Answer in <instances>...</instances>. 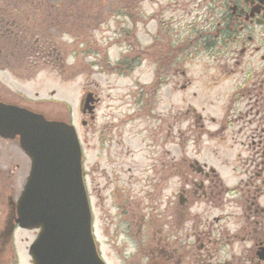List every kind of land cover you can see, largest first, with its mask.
<instances>
[{
  "label": "rangeland",
  "instance_id": "rangeland-1",
  "mask_svg": "<svg viewBox=\"0 0 264 264\" xmlns=\"http://www.w3.org/2000/svg\"><path fill=\"white\" fill-rule=\"evenodd\" d=\"M9 3H12V15L21 19L27 28L43 27L47 20L45 27L48 28L51 20L56 19L59 28L51 32L55 33L64 53L54 67L21 56L18 61L10 59L7 63L3 60L7 56L4 54L0 61V82L5 89L15 92L17 99L44 101L42 106L36 104V107L52 117H64L70 110L79 134L87 141L85 168L91 171L88 187L104 259L108 264H149L145 252L134 253L135 246L128 239L114 235L113 200L108 197L111 186L104 179L97 181L98 169L109 168V162H106L109 148L111 155L119 159L120 164L124 163L125 169L132 166L138 169V177H144L141 168L152 164L153 149L150 146L159 137L162 147L159 151L164 152L160 157L166 163L180 155L185 166L194 159L200 164L220 166L226 171L219 170L222 176L234 178L233 168L237 172L242 170V160L233 157L234 153L247 150L246 144L240 143L244 140L241 135L246 128L247 134L251 130L244 127L245 121L240 114L246 109L247 101L243 104L237 93L241 83L240 68L236 64L239 49L232 46L229 55L220 50L215 54L203 46L197 47L198 40L192 42L198 33L209 31L210 25L214 27L213 23L221 20L222 12L208 16L204 0H140L134 5L130 4L131 0H0V8ZM128 7L133 8L130 10L134 19L115 17L116 8L124 10ZM79 18L84 19L83 24ZM65 27L72 29L64 31ZM127 30L131 31L133 39H127ZM134 44L135 50H129ZM176 44L185 47L180 53L181 62L175 64L169 60L163 63L165 72L161 82L165 83L162 86L157 77L158 69H161L157 55L165 50L166 54H175ZM123 54H139L143 61L138 67L125 70L126 76L121 77L113 74L117 72L113 67ZM251 58L247 54L246 69L258 68L260 65ZM11 67L24 77L18 78L10 71ZM88 91L95 92L101 103L95 121L89 122L87 127L80 122L85 118L80 109L81 100ZM137 113L141 115L137 116ZM101 137L109 142L104 145H107L104 153H99ZM226 161L230 163L227 168L224 167ZM176 182L175 178L166 181L163 192L166 201L170 199L175 203L178 200L174 195L177 193ZM228 182L231 183L230 179ZM94 184L102 190L98 195L94 192ZM140 185H134L128 191L134 202L141 198L140 194L134 196V192L141 191ZM124 188L129 189V186L124 185ZM228 202L232 206L226 211L215 207L208 214V205L200 201L192 213L211 217L237 213L235 202L231 199ZM150 214H154L152 208ZM234 227L235 224H231V228ZM150 229L158 230V223ZM17 236L24 239L29 235L18 232ZM148 241L151 247L156 246L153 239ZM25 251L23 247L19 253V264H32ZM157 252L155 250L154 257L158 259Z\"/></svg>",
  "mask_w": 264,
  "mask_h": 264
},
{
  "label": "flooded vegetation",
  "instance_id": "flooded-vegetation-1",
  "mask_svg": "<svg viewBox=\"0 0 264 264\" xmlns=\"http://www.w3.org/2000/svg\"><path fill=\"white\" fill-rule=\"evenodd\" d=\"M204 4L207 5V12L213 16L221 11V20L214 19V27L210 25L209 31L198 33L192 42L198 40L206 46L209 53L215 54H219L220 50L229 55L232 46L239 49L236 52V64L240 68L241 83L237 93L243 104L247 101L244 105L246 109L241 110L240 114L245 121L244 127H250L251 130L247 134L246 128L241 135L244 140L240 143L246 144L247 150L238 152L237 155L234 153L233 157L242 160V170L237 172L233 168L236 175L234 178L222 176L220 171L225 170L220 166L200 164L197 159L185 166L180 155L174 157L171 163H166L161 160L160 156L164 152L161 154L159 151L161 141L157 137L156 143L149 145L151 150H157H152V164L140 170L145 174L144 177H138V169L132 166L125 169L124 163L120 164V160L113 157L108 148L106 162H109V168L98 169L97 181L104 179L111 186L108 197L111 196L113 200L114 235L128 239L135 246L134 253L139 254L140 250L145 252L146 263L264 264V0H204ZM178 50L172 55L166 54V50L157 55V63L162 69H158L157 73L159 83L165 72L163 63L169 60L175 61V64L180 63ZM247 54L260 65L258 68L246 69ZM129 61L138 66L142 57L131 54ZM178 74L180 73L177 71L176 75ZM163 83L165 81L161 85ZM185 87L187 86L183 88ZM93 93L94 98L91 99L94 103L88 106L94 108L93 112L85 110V118L80 121L87 127L89 122L95 121L101 103V98ZM17 97L15 92L5 89L0 82V102L26 107L50 118L44 109L36 107V104L42 106L44 101H23ZM140 115L137 113V116ZM142 117L144 116L140 118ZM106 141L107 138L101 137L99 153L106 151ZM81 142L85 146L87 141L81 137ZM162 145L164 148L165 142ZM86 157L87 154L85 160ZM228 164L230 165L229 161H226L224 167L227 168ZM31 167V160L23 151L19 137L9 139L0 136V264H19L20 251L24 247L29 253L37 237L36 230L22 229L16 222L17 202L27 183ZM90 175L91 171L86 170L87 185ZM170 178L177 180V193L174 195L178 196V200L175 203L170 199L166 201L165 195L163 197L165 183ZM138 184H141L142 189L138 193L134 192V196L140 194L141 198L134 202L128 191ZM124 185H128L129 189L124 188ZM101 191L95 185V194L98 195ZM229 199L235 202L234 207L239 210L237 213L230 212L217 217L192 213V209H196L200 201L208 205V214L215 207L226 211L232 206ZM150 208L154 214H150ZM156 222L158 230L152 231L150 227ZM231 224H235V227L231 228ZM18 232L29 236L18 239ZM149 239H153L156 246L151 247ZM22 242L27 245L23 246ZM155 250H158V259L154 257Z\"/></svg>",
  "mask_w": 264,
  "mask_h": 264
},
{
  "label": "water",
  "instance_id": "water-1",
  "mask_svg": "<svg viewBox=\"0 0 264 264\" xmlns=\"http://www.w3.org/2000/svg\"><path fill=\"white\" fill-rule=\"evenodd\" d=\"M0 135L19 136L32 160L17 222L39 229L30 249L33 264H106L93 232L75 127L0 102Z\"/></svg>",
  "mask_w": 264,
  "mask_h": 264
},
{
  "label": "trees",
  "instance_id": "trees-1",
  "mask_svg": "<svg viewBox=\"0 0 264 264\" xmlns=\"http://www.w3.org/2000/svg\"><path fill=\"white\" fill-rule=\"evenodd\" d=\"M139 1L131 0L130 4H138ZM11 4L9 3L7 4L8 6H3V9L0 8V54H7L5 58L8 61L10 60V56L16 57L17 61L21 56L23 59L25 57H28L32 61L34 59V63L36 61L40 63L43 61L53 66L55 62L62 58L64 53L62 46L59 45L58 38L55 37V33L51 32V30L59 28L57 22H55L56 19L53 18L51 20V27L48 28L45 27L48 20L43 24L44 28L42 26L27 28L25 26L26 24L21 22V19L17 20L16 16L12 15L13 11L11 10L13 8L10 7ZM130 9L133 11L131 7L125 8L124 10L122 8H116L115 17L127 16L134 19ZM79 22L83 24L84 19L79 18ZM71 29V27H65L64 31H71ZM10 49L11 53H9ZM123 64L125 62L122 61L119 65L125 66Z\"/></svg>",
  "mask_w": 264,
  "mask_h": 264
}]
</instances>
